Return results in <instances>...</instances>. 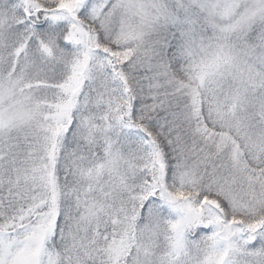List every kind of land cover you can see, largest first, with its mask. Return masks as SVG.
<instances>
[{
	"label": "snow or ice",
	"instance_id": "6c2138e0",
	"mask_svg": "<svg viewBox=\"0 0 264 264\" xmlns=\"http://www.w3.org/2000/svg\"><path fill=\"white\" fill-rule=\"evenodd\" d=\"M0 264H264V0H0Z\"/></svg>",
	"mask_w": 264,
	"mask_h": 264
}]
</instances>
